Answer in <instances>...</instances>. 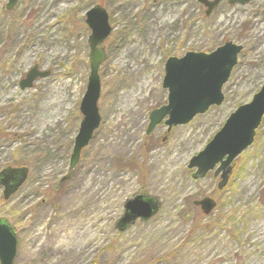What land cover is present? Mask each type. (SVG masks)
<instances>
[{
    "label": "rangeland",
    "instance_id": "obj_1",
    "mask_svg": "<svg viewBox=\"0 0 264 264\" xmlns=\"http://www.w3.org/2000/svg\"><path fill=\"white\" fill-rule=\"evenodd\" d=\"M221 1L207 15L198 0H19L11 10L0 0V170L30 171L9 198L0 185V218L19 239L15 264H264V118L223 188L220 174L195 179L188 167L264 84V0ZM93 5L114 27L99 68L102 121L65 179L90 74ZM226 41L244 49L224 102L169 132L165 117L147 134L152 110L168 102L166 60ZM34 65L50 74L21 90ZM137 194L160 209L119 231ZM204 197L216 202L210 214L194 204Z\"/></svg>",
    "mask_w": 264,
    "mask_h": 264
},
{
    "label": "water",
    "instance_id": "obj_2",
    "mask_svg": "<svg viewBox=\"0 0 264 264\" xmlns=\"http://www.w3.org/2000/svg\"><path fill=\"white\" fill-rule=\"evenodd\" d=\"M18 1L8 0L6 9H13ZM236 1L243 5L250 0H231V3ZM198 2L207 7L206 12L210 15L212 9L218 6L221 0H198ZM85 18L88 28L91 29V34L88 36L89 50H91L90 74L85 94L80 102V113L83 118L70 156L71 170L64 177L65 179L74 172L82 150L89 145L94 137L93 133L99 128L102 120L98 106L101 96L99 68L105 62L106 50L100 45L106 42L114 29L110 24L108 10L103 6L93 5L86 11ZM242 50L241 44L227 41L210 53L189 51L181 58L171 56L165 63L163 77V87L168 89V102L152 110L146 133L151 134L165 117L170 131L174 126L190 122L197 114L205 113L209 107L222 104L225 100L223 86L230 79ZM26 74L19 83L21 90L32 88L35 80L50 73L46 70L41 71L38 65H34ZM263 116L264 84L253 95L251 101L238 106V109L231 113L224 126L206 147L189 160V167L196 169L193 177L203 178L208 171L215 170V176L221 175L218 188L227 185L233 170V160L254 142ZM28 174L27 166L15 168L8 166L0 171V185L4 188L5 199L25 183ZM194 204L200 205L204 214H210L217 206L212 197H204L194 201ZM124 209L125 213L117 223L118 230L123 232L135 223L137 218L146 221L157 214L160 208L157 198L138 194L124 204ZM17 250L18 236L13 226L8 220L0 218V264H14Z\"/></svg>",
    "mask_w": 264,
    "mask_h": 264
},
{
    "label": "flooded vegetation",
    "instance_id": "obj_3",
    "mask_svg": "<svg viewBox=\"0 0 264 264\" xmlns=\"http://www.w3.org/2000/svg\"><path fill=\"white\" fill-rule=\"evenodd\" d=\"M211 1V0H210ZM229 1V4L230 5H233V4H239V2L238 1H236V2H233V3H231V0H228ZM201 207V206H200ZM201 210H202V208H201Z\"/></svg>",
    "mask_w": 264,
    "mask_h": 264
}]
</instances>
